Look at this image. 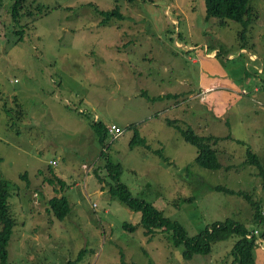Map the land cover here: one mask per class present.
<instances>
[{"label": "rangeland", "instance_id": "rangeland-1", "mask_svg": "<svg viewBox=\"0 0 264 264\" xmlns=\"http://www.w3.org/2000/svg\"><path fill=\"white\" fill-rule=\"evenodd\" d=\"M26 2L36 15L15 22L12 2L0 0V177L15 220L8 261L65 264L86 248L81 264H118L122 254L127 264H230L235 237L184 259L167 232L145 235L140 213L110 195L105 164H120L131 194L189 235L226 219L260 232L264 181L246 148L264 169V0H251L243 35L239 22L207 19L203 0ZM117 7L122 17L101 23L99 11ZM177 126L220 137L212 147L221 168L198 167ZM135 132L144 145L130 144ZM216 186L247 192L256 206ZM54 196L70 203L62 221L49 211ZM254 255L264 264V241Z\"/></svg>", "mask_w": 264, "mask_h": 264}, {"label": "trees", "instance_id": "trees-1", "mask_svg": "<svg viewBox=\"0 0 264 264\" xmlns=\"http://www.w3.org/2000/svg\"><path fill=\"white\" fill-rule=\"evenodd\" d=\"M12 2L10 14L12 19L16 22L22 17L33 18L36 15L29 5L27 0H10ZM34 0H32L33 2ZM131 1V0H129ZM205 7V16L214 17L218 24L225 25L228 20L239 22L242 26L241 35L245 33L248 25L251 24L253 11L251 8V0H203ZM39 14L41 10L38 9ZM43 12V11H42ZM103 16L101 23L105 24L113 17L121 18L118 7L112 11H99ZM20 31V32H19ZM23 30H17L20 34L19 40L22 39ZM244 48V46H243ZM160 97H156L157 99ZM16 113L18 116L22 113L20 105H16ZM12 108H5V111L11 112ZM94 127L99 134V140L102 144L105 140V136L101 135L99 125L95 122ZM184 140L196 147L195 164L205 170H218L221 168V164L217 158V151L212 147L220 139L217 136H202L197 134L191 127L182 128L177 126ZM108 132V130H107ZM226 137H229L228 135ZM243 143L242 141L238 140ZM142 143L144 140L138 136L137 132L134 133L130 144ZM104 155V151L102 152ZM163 158L164 156L161 155ZM105 169L108 172V176L113 180L114 185L109 189V193L112 197L124 206L140 213L139 225L143 228L145 235H154L160 231L167 232L171 242L175 246L184 245L183 257L184 259H191L193 254L201 253L207 254L212 249V244L218 241L226 240L230 237H235L230 248V255L232 257L230 264H258L255 260L254 251L258 246H262L264 241V216L259 212L256 213V220L260 223V232L257 230H250L242 223L234 221L232 219H226L223 222H215L207 226L203 231L195 235H189L185 227L178 221L172 220L165 214L157 209L153 204L135 197L128 190L126 185L120 182L119 176L122 172L121 165L114 163L109 157H106ZM167 160V157H166ZM168 161V160H167ZM1 162V158H0ZM246 163L250 164L259 170V175L264 181V169L259 162V158L255 153L251 151L250 147L246 148ZM25 178V175L22 176ZM51 185L53 181H56L60 185V189L63 191V181L57 176H52L49 180ZM9 186L10 184L0 177V264H12L8 261V242L12 235L13 227L15 226V220L13 219L9 204ZM212 191L221 192L229 196H241L251 202L250 194L242 190L234 191L225 187L216 186L211 188ZM193 202V200H192ZM181 203H191L189 200H181ZM49 211L57 220H64L71 211L69 200L65 196L51 197L48 201ZM256 206V205H254ZM123 229L126 231H133L135 226L123 225ZM86 248L79 250L75 259H69L65 264H81ZM118 264H127L123 259V254Z\"/></svg>", "mask_w": 264, "mask_h": 264}, {"label": "built area", "instance_id": "built-area-1", "mask_svg": "<svg viewBox=\"0 0 264 264\" xmlns=\"http://www.w3.org/2000/svg\"><path fill=\"white\" fill-rule=\"evenodd\" d=\"M109 130L111 132H114V133H119L121 131V128H119L116 124H113V125H111V127L109 128Z\"/></svg>", "mask_w": 264, "mask_h": 264}, {"label": "crops", "instance_id": "crops-1", "mask_svg": "<svg viewBox=\"0 0 264 264\" xmlns=\"http://www.w3.org/2000/svg\"><path fill=\"white\" fill-rule=\"evenodd\" d=\"M258 248V247H257ZM262 248V247H261Z\"/></svg>", "mask_w": 264, "mask_h": 264}]
</instances>
